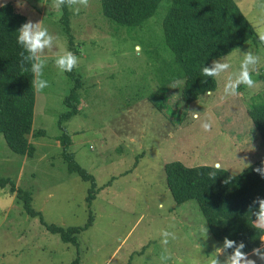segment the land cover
<instances>
[{
  "label": "rangeland",
  "instance_id": "1",
  "mask_svg": "<svg viewBox=\"0 0 264 264\" xmlns=\"http://www.w3.org/2000/svg\"><path fill=\"white\" fill-rule=\"evenodd\" d=\"M235 2L255 28L256 38L214 60L231 68L216 78L215 92L187 104L182 98L183 81L177 88L160 89L158 68L173 59L163 35L169 0L137 27L109 21L100 0H90L79 14L70 9L72 49L61 22L63 11L53 6V0H0V5L12 4L27 21H42L59 37L43 57L41 78L49 87L36 91L33 131L44 134L29 136L36 148L34 156L13 152L0 133V178L30 192L32 207L44 222L25 211L9 186L0 188V264H209L215 248L223 243L211 234L197 200H174L165 165L219 164L235 175L243 170L239 160L248 157L252 163L264 154V144L248 116L250 105L264 99V85L254 95L244 86L239 89L241 96L223 92L227 76L238 73L242 54L248 50L261 58L253 78L264 81V46L258 39L264 32V0ZM68 51L78 57L72 71L82 80L81 102L78 114L62 125L70 135L69 152L96 181L91 206L87 202L91 183L69 172L59 140L60 115L69 110L64 99L74 82L67 72L60 73L55 59ZM190 109L199 111L200 118L193 119ZM204 121L212 123L210 131L202 129ZM205 224L206 238L200 231ZM46 225L84 229L75 245ZM164 230L176 234L167 246L161 243ZM162 255L168 259L161 261Z\"/></svg>",
  "mask_w": 264,
  "mask_h": 264
},
{
  "label": "trees",
  "instance_id": "2",
  "mask_svg": "<svg viewBox=\"0 0 264 264\" xmlns=\"http://www.w3.org/2000/svg\"><path fill=\"white\" fill-rule=\"evenodd\" d=\"M164 0H100L102 14L109 21L125 27H137L155 16ZM168 12L163 21L164 42L171 51L172 60H165L158 68L161 73V90L174 82L183 81L182 98L192 104L201 96L217 90L216 78L202 74L203 67H210L216 59L231 54L248 41L256 38V31L235 0H169ZM61 22L69 40V48L74 46L70 28V9L62 7ZM27 22L12 4L0 7V133L9 148L16 154L33 157L35 146L29 136L38 137L44 131H33L36 90L32 87L33 74L30 64L27 71L20 68L22 47L17 43L18 29ZM74 82L71 92L64 102L69 108L60 115L63 157L70 173H77L84 181L91 183L87 202L91 206L97 192L96 181L82 168L69 152L71 139L63 128L62 121L78 114L80 106L79 90L82 80L73 71L67 72ZM252 121L264 144V99L248 108ZM264 154L252 162V168L261 166ZM252 168L242 170L230 183L225 184L230 174L220 169L215 180L209 173L211 166L187 167L179 161L165 165L167 186L177 203L197 200L211 234L219 242L227 237L237 243L243 242L245 252L260 247V235L252 225L255 217L249 206L257 197L264 199V178ZM10 187V192L23 201L25 211L33 217L41 216L32 207L30 192L18 188L9 178H0V188ZM254 208H258L255 205ZM41 222L44 224L42 216ZM90 222L84 227L90 226ZM59 234L66 243L77 245V235L83 227L64 229L46 225ZM229 254L231 250H228ZM261 264V262H259Z\"/></svg>",
  "mask_w": 264,
  "mask_h": 264
},
{
  "label": "clouds",
  "instance_id": "3",
  "mask_svg": "<svg viewBox=\"0 0 264 264\" xmlns=\"http://www.w3.org/2000/svg\"><path fill=\"white\" fill-rule=\"evenodd\" d=\"M2 6L3 5H0V7ZM53 6L57 9L66 6L71 9L74 14H79L82 7L87 8L90 6V0H53ZM18 33L17 43L23 49L20 53V68L22 71H27L28 69L25 68V64H30V70L33 74V80L31 82L32 87H34L37 92H41L49 87L48 81L41 78L43 76V69L46 66V60L43 59V57L46 51H52L59 37L54 36L46 27H43L42 21L34 23L28 20L20 26ZM258 39L260 44L264 46V32L259 34ZM260 61L261 58L252 51L248 50L244 52L242 54L238 73L235 76L228 75L226 78L223 89L224 95L232 97L243 95V93L239 91L241 86H244L251 95H254L256 91L264 85V81H258L253 78V73L258 72ZM78 62V57L70 51L58 55L55 59V65L62 74L65 72H72L78 65ZM230 68L231 65L227 62L214 61L210 67L202 68V74L206 77L219 78L225 73H228ZM181 83L182 82H174L170 87L173 89L177 88ZM208 91L210 93L211 90ZM190 111L193 119L200 118L199 111L195 109H190ZM201 127L205 132L210 131L212 123L210 121H204L201 123ZM239 161L243 164V170L252 168V163L248 157H244ZM252 170L259 174L261 178H264V162H262L261 166L252 168ZM218 171H220L219 164L215 166L214 171L208 174L209 178L215 180ZM235 177L236 175L232 174L224 183H230ZM255 205H258V208H254ZM249 211L252 216L255 217V220L252 222L253 227L259 233H262V235H260L261 246L253 248L251 253H247L244 251L246 245L243 242L237 243L226 237L222 246L215 248L209 264H257V260H259L261 264H264V199L257 197L253 200L252 205L249 206ZM200 231L206 238L208 234L206 224L201 226ZM161 236V243L165 246L168 245L169 239H176L174 231L164 230L161 232ZM228 250H231L230 254ZM165 251H167V249H165ZM221 256L224 257L223 260L220 259ZM252 257H255V259ZM160 259L161 261H166L168 256L162 255Z\"/></svg>",
  "mask_w": 264,
  "mask_h": 264
}]
</instances>
